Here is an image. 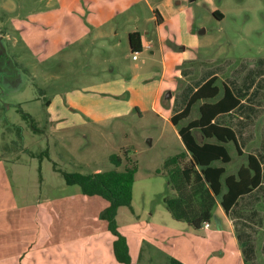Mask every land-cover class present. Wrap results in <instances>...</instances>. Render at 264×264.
Here are the masks:
<instances>
[{"label": "rangeland", "instance_id": "rangeland-1", "mask_svg": "<svg viewBox=\"0 0 264 264\" xmlns=\"http://www.w3.org/2000/svg\"><path fill=\"white\" fill-rule=\"evenodd\" d=\"M13 2L21 8L11 11L5 9L9 2L4 0L0 3V39L14 68L21 74V83L17 85L10 82L14 78L12 73H4L1 76L5 78H0V242L6 243V238L21 241L28 244L29 252L43 255V260H66L61 256L60 248L51 251L45 248L44 254L37 248L40 245L46 247L49 242L76 240L83 235L80 228L84 225H89L93 231L97 226L88 223L84 209L86 202L77 198L79 194L85 197L80 186L67 185L62 172L124 171L125 161L121 167L115 168L110 156L118 155L124 159V150L129 149V156L138 162L136 195L133 209L122 207L126 216L117 219L119 231L120 226L135 221L134 225L129 224L134 226L133 230L159 231L160 242L166 245L161 239V227L156 225L150 213H157L155 216L160 217V208L167 210L164 199L171 195V191L162 163L180 146L172 140L171 148L165 147L161 133L172 128L169 124L164 126L163 121L159 123L152 111L151 101L161 73L153 70L154 65L161 70V58L151 63V54L146 51L138 55L139 60H134L128 40V33L132 31L149 32L147 41L161 35L166 48L189 44L193 57L200 61L195 65L198 77L205 72H219L222 75L219 84L226 81L237 97L244 101L242 108L233 117H223L222 123L233 127L243 147L257 152L264 163V0ZM91 3L94 4V18L107 19L101 28H94V34L103 30L109 38L92 41L86 33L87 38L76 45L62 34L61 40L56 42L58 51L51 54L48 43L55 42H50L45 36L40 39L45 20L50 18L54 22L65 20L68 23L79 10L83 13L79 16H89ZM181 7L179 17L157 30L156 10H172L175 16ZM51 10L53 15L48 17ZM215 11L221 12L224 18L217 19ZM182 20L186 25L180 28ZM42 45L48 49L44 50L45 56L38 54L37 49ZM144 60L148 64H143ZM209 62L214 64L209 65ZM136 72L140 73L135 75L136 82L151 85L140 96L141 114H137L138 108H135L127 118L89 124L76 131L70 146L57 142V155L54 150L56 139L49 133L53 128L45 118L48 115L46 101L55 93L82 90L108 79L131 81ZM40 96L44 99L38 100ZM22 112L32 119H25ZM14 126L23 128L24 140L20 139ZM227 148L233 158L232 163L226 165L228 174L236 173L247 160V154L244 160L237 155L232 144ZM96 198L108 205L102 198ZM101 214L100 220L107 224L109 230V224ZM7 225H12L13 230L8 232L5 229ZM109 234H112L110 230ZM149 247L147 239L146 247H141L142 260L147 259L145 250L149 251ZM159 260L166 258L160 256ZM159 264L168 263L161 261Z\"/></svg>", "mask_w": 264, "mask_h": 264}, {"label": "crops", "instance_id": "crops-1", "mask_svg": "<svg viewBox=\"0 0 264 264\" xmlns=\"http://www.w3.org/2000/svg\"><path fill=\"white\" fill-rule=\"evenodd\" d=\"M2 1L4 0H0V3ZM5 1L10 4L6 6L5 9L7 10L12 11L13 9L21 8L13 0ZM182 9L183 7L177 10V15L175 16L172 15V10L170 12L168 9L162 12L161 10H157L160 14V21L157 22L155 17L157 30L171 22L173 18L179 17ZM93 10L94 4L91 3L89 5V16L88 14L86 17L79 16L83 14L79 10L78 14H75L74 19L68 23L65 20L54 22L50 18L45 20L43 24L45 26L43 29L44 32L41 34L40 39L43 40L46 37L51 40L50 42H55V44L48 43L49 51H52L51 54L56 50L58 51L59 47H57L56 42L61 40L62 34L66 35V38L76 43V45L84 38H87V35H89L88 38H91L92 41L109 38V34L104 33L103 30H97L94 34V28L95 30L101 28L107 19L105 17L100 19L94 18ZM53 12L51 10L48 13V17H52L50 15H53ZM219 13L222 14L221 12ZM185 25V20L179 22L180 28L185 27ZM132 32L128 33V40L129 34ZM86 33L87 35H85ZM140 33L142 34L144 43L143 53L146 51L150 52L151 63H156L158 57L161 58L162 62L161 70L154 65L155 69L153 71H161V73L151 101L152 111L155 113L156 120L159 123L163 121L164 126L169 124L172 129L169 131L164 129L161 137L167 148H171L172 140L177 141L180 146V148L178 147L172 151V155L165 158L162 163L164 164L169 157L186 150L179 133L180 129L188 125V122L195 121L199 118V109L204 101L195 105L190 118L182 122L179 126H175L172 123V118L186 109L191 97L199 88L213 77L217 76L221 78L222 75L219 72H205L198 77L195 73L197 70L195 65L200 61L197 57H193L194 54L190 52L189 44L180 46V48H166L165 39L161 35L147 41L150 33L147 31ZM37 50L39 51V56H45L44 50L48 49L46 45H42ZM143 64H148V61L144 60ZM210 64H214V62H209ZM137 74L140 73H134L132 76L134 78L131 81H126V79H108L96 85H89L82 90L78 89L68 93H55L52 99L47 100L49 102V105L46 107L48 109V115L45 118L47 120L46 122L49 123L48 125L53 128L49 133L56 139V143L54 144L55 153L58 155L57 142H60L62 146H70L75 138L76 131L84 129L89 124L98 125L110 120L127 118V116L132 115L133 109L135 108H138L136 110L137 114H141L143 110L140 111V107L141 109L143 108L140 105V96L151 85H146L143 81L136 82L135 75ZM223 83L230 87L226 81ZM231 90L233 91L232 88ZM165 93L168 94L166 95ZM125 95L127 97L122 99L121 97ZM235 96L237 97L236 94ZM41 99L44 98L40 96L38 100ZM240 101L241 104L236 110L217 117L215 123L231 128L236 133L240 148L245 155H253L259 160L262 167V184L250 194L237 199L228 213L222 207L219 199L214 210L215 217L209 223L210 226L206 227L204 224L200 230L194 229L186 222L174 219L166 204V211L162 208L159 210L161 212L160 217L155 216L157 213L151 212L150 217L155 220L157 226L161 227L163 234L161 239L166 245L160 242L159 231L133 230L134 226L130 227L129 224L132 223L134 225L135 221L120 226L121 232L128 240L132 264H159L161 261L170 264L172 258L184 264H264V191H260L264 190V163L260 160L257 152L247 151L243 147L239 134L233 127L222 123L223 117H233V114L242 108L244 101L242 99ZM195 136L200 143L216 142L213 139H205L198 131L195 132ZM231 144L237 152L235 145L233 143ZM242 157L244 158V156ZM246 163L247 160L241 166ZM238 171L231 174H228L227 171V175H236ZM98 172L100 171L93 173ZM136 186L137 180L135 181L133 189V201L136 195ZM169 190L171 191V195L166 198L174 197L176 192L170 185ZM80 195L82 194H79L77 198H81L83 202H86L84 209L86 208L87 211L88 223L97 226L95 230L93 231L89 225H84L80 228L83 235L75 238L76 240L49 242L46 243V247L45 245H40L37 248L41 254H44L45 248L48 251L60 248V250L62 249L61 256L66 260H47L45 258L43 260V255L38 256L37 252H29L30 248L27 246L28 244L16 240L9 241V238H6L8 236H6V243L0 242V264H121L118 262L114 252L115 237L109 234L107 224L100 220L101 212L105 208H108L109 203L108 205L103 204L96 198L98 196L91 198ZM130 209H133L132 206ZM132 213L134 214L135 211L133 210ZM37 214L40 215L39 212ZM125 216L126 212L123 208H120L117 219L119 220V217L124 218ZM100 225L101 227H99ZM10 226L11 229L9 228ZM5 229L7 231L13 230V227L12 225H7ZM199 231L203 234H199ZM0 232H2V229H0ZM147 239L150 242L151 248H148L149 251L145 250L147 259L142 260L143 251L141 252V247H146ZM42 247L44 248L42 249ZM158 252L162 253V255H159ZM160 256H163L166 260H159Z\"/></svg>", "mask_w": 264, "mask_h": 264}, {"label": "trees", "instance_id": "trees-1", "mask_svg": "<svg viewBox=\"0 0 264 264\" xmlns=\"http://www.w3.org/2000/svg\"><path fill=\"white\" fill-rule=\"evenodd\" d=\"M154 14L157 22L160 21L159 12L156 10ZM214 16L220 20L224 18L219 12H214ZM129 45L133 56L143 53L142 34L138 31L130 33ZM219 81L220 78L216 76L206 82L193 94L186 109L172 118V123L179 126L190 118L193 107L204 101L199 109V118L180 129L186 150L169 157L163 166L169 185L176 192L174 197L165 199L168 210L174 219L186 222L196 230L212 222L219 199L228 213L237 199L250 194L262 184V167L253 155H247V163L241 166L236 175H227L226 165L233 159L226 145L233 143L240 157L245 153L240 148L236 133L229 127L216 124L215 119L236 110L241 101L228 85L219 84ZM48 105L46 101L45 106ZM22 114L25 119H32L24 112ZM14 127L20 139L24 140L23 128ZM197 131L205 139L216 142L200 143L195 136ZM129 154V149H125L124 159L118 155L110 156L115 168L121 167L125 161L124 171L112 169L92 174L62 172L67 185H78L85 196H98L109 203L101 218L107 220L109 230L115 237L114 252L121 264H132L128 240L117 224L119 209L131 208L133 202L138 162ZM170 264L184 263L172 258Z\"/></svg>", "mask_w": 264, "mask_h": 264}, {"label": "flooded vegetation", "instance_id": "flooded-vegetation-1", "mask_svg": "<svg viewBox=\"0 0 264 264\" xmlns=\"http://www.w3.org/2000/svg\"><path fill=\"white\" fill-rule=\"evenodd\" d=\"M6 53V47L0 41V78H2V80L5 78V76H1L4 73H12L14 78H11L10 82L13 85H17L18 83H21V74L16 68H14L12 60L9 58V56H7Z\"/></svg>", "mask_w": 264, "mask_h": 264}, {"label": "built area", "instance_id": "built-area-1", "mask_svg": "<svg viewBox=\"0 0 264 264\" xmlns=\"http://www.w3.org/2000/svg\"><path fill=\"white\" fill-rule=\"evenodd\" d=\"M133 57H134L135 60L138 59V55H135ZM205 225H206V227H209L210 226L209 224H205Z\"/></svg>", "mask_w": 264, "mask_h": 264}]
</instances>
